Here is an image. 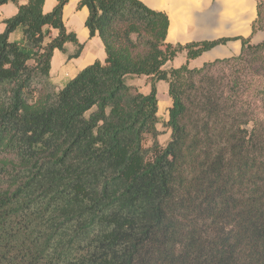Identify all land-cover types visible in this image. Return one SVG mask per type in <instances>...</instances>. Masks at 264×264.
I'll return each instance as SVG.
<instances>
[{"label": "trees", "instance_id": "1", "mask_svg": "<svg viewBox=\"0 0 264 264\" xmlns=\"http://www.w3.org/2000/svg\"><path fill=\"white\" fill-rule=\"evenodd\" d=\"M8 2L0 264H264V39L192 67L230 38L173 44L169 16L142 0H80L107 55L59 88L55 50L84 49L64 21L69 0L48 12L45 0ZM263 19L258 0L254 32ZM182 51L186 62L167 68ZM142 75L149 92L128 83ZM161 80L172 99L165 145Z\"/></svg>", "mask_w": 264, "mask_h": 264}, {"label": "crops", "instance_id": "2", "mask_svg": "<svg viewBox=\"0 0 264 264\" xmlns=\"http://www.w3.org/2000/svg\"><path fill=\"white\" fill-rule=\"evenodd\" d=\"M28 0H20L25 3ZM58 0H45L44 11L53 9ZM80 0H69L64 7V21L66 26L76 32L80 42L84 43V49L79 57L68 59L64 56L60 65L63 71L58 72V77L53 78V65L51 69L52 79L59 88H63L72 78H74L83 68L99 59L105 61V45L98 34L92 36L90 29L86 25V19L89 15L87 6L79 7ZM148 6L165 12L170 18L167 42L185 44L191 41L213 40L221 37L230 38L224 43H220L210 50L204 52L199 57L190 61V66L200 67L207 61L216 58H224L239 55L242 51V38H250L252 43L260 42L264 39V32L258 30L254 32L253 24L258 18V0H142ZM9 3V2H8ZM0 7V32L4 31L5 23L3 20L14 15L17 12V6L11 2L12 14L6 15L3 7ZM10 4V3H9ZM54 34L57 30L54 29ZM13 38L19 37L18 33L12 35ZM70 51L75 46L72 43L67 44ZM205 57L201 62L197 61ZM177 58V59H176ZM176 59V60H175ZM186 51L180 52L173 60L166 64V67H179L186 62ZM78 61V63H76ZM58 71V70H57ZM140 77V76H138ZM158 82V93L162 84ZM166 82V81H165ZM168 84V83H167ZM146 85V86H145ZM144 87L149 88L150 83L146 82ZM151 88V87H150ZM141 89L144 92L149 90ZM169 89V85H168ZM170 95V94H169ZM160 110L172 105V99L161 107ZM162 108V109H161ZM159 110V112H160Z\"/></svg>", "mask_w": 264, "mask_h": 264}, {"label": "rangeland", "instance_id": "3", "mask_svg": "<svg viewBox=\"0 0 264 264\" xmlns=\"http://www.w3.org/2000/svg\"><path fill=\"white\" fill-rule=\"evenodd\" d=\"M9 3L3 7V11L5 12L6 15L12 14V9L16 10V7L14 6V8H12L13 6H11V2H9ZM263 28H264V19H263ZM63 56H64V54L61 52V50H59V49L55 50L53 58H52L53 78H55V79L58 77V72L59 71H61V72L63 71V68L60 65V62H61V59H62ZM202 59L205 60V57L203 56V57L199 58V60H197V61L201 62ZM78 61L79 60H77L76 63H78ZM146 82L148 83V78L145 75H142L140 77L134 76V77H130L128 79V83L130 85H133V86L139 88L140 90L141 89H143V90L146 89V87H144V84ZM160 88L161 89H160V91L158 93V97L161 100V107L163 108L162 105L165 104V103H168L170 101V95H169V89H168L167 82L162 81V84H161ZM149 89H150V87L147 88L146 90H149ZM159 115H160L161 121H160L158 126H159V129L162 131V134L160 135L159 140H160V142L162 144L165 145L169 141L170 136H171V132H172V130L165 125V121H166V119L168 118V115H169L168 108L165 107V109L163 108L162 110H160ZM146 144L147 145L150 144V139L146 141Z\"/></svg>", "mask_w": 264, "mask_h": 264}]
</instances>
